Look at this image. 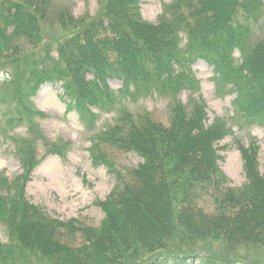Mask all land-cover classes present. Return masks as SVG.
I'll list each match as a JSON object with an SVG mask.
<instances>
[{"label":"trees","instance_id":"16d2710c","mask_svg":"<svg viewBox=\"0 0 264 264\" xmlns=\"http://www.w3.org/2000/svg\"><path fill=\"white\" fill-rule=\"evenodd\" d=\"M98 1L93 17L60 15L58 26L66 32L57 44L44 30L50 0L0 1V110H6L0 115L8 116L9 124H31V100L45 85L58 87L67 112L83 119L93 110L114 112L118 95L134 97L140 88L179 90L180 68L199 60L215 71L233 64L248 21L264 8V0H171L151 24L141 15L140 0ZM183 36L192 50L187 59L177 56ZM240 67L249 88L245 95L233 87L241 118L235 113L231 118L264 127V41L243 56ZM111 81L121 84L118 92ZM186 108L178 103L167 126L125 111L98 136L100 146L142 159L124 186L99 203L105 214L99 227L54 219L22 195L15 197L10 211L0 214L12 233L10 243L0 242V264H232L176 249L197 240L264 248L260 146H239L246 180L239 189L227 186L215 147L226 125L217 118L209 126L202 103ZM2 207L6 203L0 202ZM172 247L173 252L157 254Z\"/></svg>","mask_w":264,"mask_h":264},{"label":"rangeland","instance_id":"374dc122","mask_svg":"<svg viewBox=\"0 0 264 264\" xmlns=\"http://www.w3.org/2000/svg\"><path fill=\"white\" fill-rule=\"evenodd\" d=\"M170 3L171 0H140L141 15L147 22L157 24ZM100 6L98 0H50L44 28L49 41L57 44L66 32L58 26L62 13L77 19L87 15L93 17ZM248 24L247 35L234 50L233 64L215 71L199 60L192 67L180 68L178 71L184 75L178 81L179 90L172 85L161 93L157 89L143 93V88H140L141 94L134 97L118 95L119 107L114 112L93 110L92 116L83 119L66 112L58 87L45 85L31 100L35 109L31 124L14 126L8 123V116L0 115V202L7 205V208H0L3 212L0 214L10 211L13 199L22 195L32 207H39L54 219L99 227L105 217L99 203L124 186L130 177L129 172L138 167L142 159L133 152L108 148L103 142L100 146L98 136L102 138L125 111L132 113L135 119L139 115H148L167 126L178 103L189 111L195 106L199 108L202 103L209 126L217 118L226 125L225 137L215 146L218 164L228 180L227 186L241 188L246 176L239 146L258 143L262 167L264 127L250 128L243 123L237 124V120L231 118L234 113L241 118L235 106L237 95L233 87L238 86L247 95L249 83L240 65L243 56L264 41V8ZM191 52L183 36L177 56L187 59ZM111 86L115 92L121 88L117 81H111ZM1 111L6 110L2 108ZM22 141L24 143L19 146ZM57 143H63L64 148ZM2 222L3 216H0V242L10 243L12 233ZM152 225L156 226L155 222ZM153 229L148 228L150 232ZM173 245L179 244L175 242ZM173 251L172 247L157 254ZM176 252L224 258L227 262L233 260L232 264H264V248L253 246L233 249L223 247L222 243L206 246L197 240L191 247L179 245Z\"/></svg>","mask_w":264,"mask_h":264}]
</instances>
